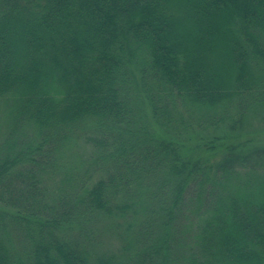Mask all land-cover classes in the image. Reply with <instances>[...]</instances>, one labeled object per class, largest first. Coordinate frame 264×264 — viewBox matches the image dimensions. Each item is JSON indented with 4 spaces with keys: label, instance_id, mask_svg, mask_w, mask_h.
<instances>
[{
    "label": "trees",
    "instance_id": "1",
    "mask_svg": "<svg viewBox=\"0 0 264 264\" xmlns=\"http://www.w3.org/2000/svg\"><path fill=\"white\" fill-rule=\"evenodd\" d=\"M263 128L264 0H0V264H264Z\"/></svg>",
    "mask_w": 264,
    "mask_h": 264
},
{
    "label": "rangeland",
    "instance_id": "2",
    "mask_svg": "<svg viewBox=\"0 0 264 264\" xmlns=\"http://www.w3.org/2000/svg\"><path fill=\"white\" fill-rule=\"evenodd\" d=\"M262 125H258V127L260 128ZM253 129V128H252ZM251 129V130H252ZM264 130V128L263 129H261V131H263ZM257 141L260 143V137H257ZM263 143V145H264V136H261V143L260 144H262ZM73 150H74V152L76 151V149H77V143L75 144V145H73ZM86 154H87V152H86ZM67 156H68V152H67ZM65 163H71V159H69V157L68 158H65L64 160H63Z\"/></svg>",
    "mask_w": 264,
    "mask_h": 264
}]
</instances>
